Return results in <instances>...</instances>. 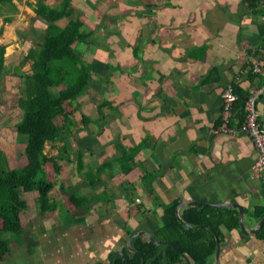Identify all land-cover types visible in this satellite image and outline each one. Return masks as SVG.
Masks as SVG:
<instances>
[{
	"label": "crops",
	"instance_id": "crops-1",
	"mask_svg": "<svg viewBox=\"0 0 264 264\" xmlns=\"http://www.w3.org/2000/svg\"><path fill=\"white\" fill-rule=\"evenodd\" d=\"M37 1L27 9L35 13ZM46 2L56 7L60 0ZM68 3L93 33L92 43L76 46L92 68V86L78 99L79 106L91 108L83 115L91 121L88 130L78 131L77 154L80 149L84 153L75 164L70 157L77 178L72 180L71 173L68 180L74 185L46 180L54 184L49 193L57 207L53 214H40L38 192L23 193L28 204L21 215L23 230L10 251L0 255V264H114L116 259L126 264L125 249L130 255L137 252L128 248L131 238L142 232L153 236L166 227L170 221L162 205L175 201L180 202L179 217L182 210L196 207L187 203L197 202L227 204L221 208L237 218V226L220 227L219 261L215 254L208 264H264V182L252 174L257 151L245 133L220 128L224 90L231 85L248 95L264 82L253 72L255 61L264 68L260 0ZM71 18L55 24L71 27L63 23ZM103 101L111 106L100 112ZM242 111L234 105L231 126L240 127ZM257 111L262 124L264 94ZM117 139L128 150L142 146L133 168L121 173L117 163L105 166L103 186L93 190L86 170L117 157ZM66 184L78 195L95 194L87 213L69 201L62 190ZM234 206L244 212L245 231ZM185 257L177 264H187Z\"/></svg>",
	"mask_w": 264,
	"mask_h": 264
},
{
	"label": "trees",
	"instance_id": "trees-1",
	"mask_svg": "<svg viewBox=\"0 0 264 264\" xmlns=\"http://www.w3.org/2000/svg\"><path fill=\"white\" fill-rule=\"evenodd\" d=\"M0 2H11V0H0ZM34 11L47 19L50 27L56 28V31L38 35L34 33L39 44L31 47L21 62L23 65L30 60L33 62L30 72H21L18 75L23 80L22 95L13 99L14 105L23 111L22 118L17 124V133L19 140H26V161L14 169H8L0 157V255L10 251L9 235H18L23 230L21 215L27 211L28 204L23 199L21 191L22 193L38 192L36 204L40 214L55 212L56 204L52 203L49 197L54 184L38 177L33 165L52 164L55 173L60 174L62 171L60 162H71L68 147L57 145L64 141L65 137L73 134L74 121L70 113L64 110L63 100L68 98L72 103H76L92 86L91 65L85 62L76 50L79 43H92V31L87 30L79 18L73 26L64 29L53 25L62 18L73 17L77 13L76 10L69 5L68 0H60L56 7H50L46 0H38ZM10 20V17L3 18L0 25V39L5 24ZM2 63L1 52L0 77L8 72ZM63 86L65 88H62ZM234 93L239 97L235 102L237 108H244L240 126L245 119V105L249 94L244 95L237 89H234ZM0 99H2L1 94ZM103 106H111V104L103 101L99 107L100 112ZM60 118L61 124L58 123ZM82 120L88 130L91 121L85 116H82ZM114 144L118 152L117 157L105 161L99 169L86 170L85 179L93 190L103 186L100 177L106 171L105 166L117 163L120 166L119 172L131 171L138 151L142 147L128 150L118 139L114 140ZM48 145L57 148L58 154L50 155L47 151ZM83 153L80 149L78 162ZM62 190L65 191L72 205L83 212L87 213L96 202L95 194L81 196L74 187H69L68 190L62 188ZM179 205V201L171 205H162L170 222L166 227L153 233L155 241L167 242L171 245L161 247L145 235L138 236L131 243V247L137 252L130 255L125 249L126 264H142V258L148 264H177L184 263V256L193 264H208L217 250L216 237L212 231L222 242L224 237L220 227L237 226V218L232 217L229 210L211 205L182 210L180 218L183 222H181L176 215ZM200 226L202 227L197 228ZM114 264H122V261L116 259Z\"/></svg>",
	"mask_w": 264,
	"mask_h": 264
},
{
	"label": "rangeland",
	"instance_id": "rangeland-1",
	"mask_svg": "<svg viewBox=\"0 0 264 264\" xmlns=\"http://www.w3.org/2000/svg\"><path fill=\"white\" fill-rule=\"evenodd\" d=\"M34 0H11V2H0V25L4 17H10V22L4 26L3 36L0 39V54H3V67L7 69V73L0 77V157L5 163L6 168L14 169L19 164H24L26 140H19L17 133V124L22 118L23 111L15 106L13 99L22 95L23 80L19 78L21 72H30L33 67V62L30 60L23 65L22 60L26 56V51L29 47H34L39 44L36 41L35 35L32 33V29H35L37 33H49L55 32L56 28L50 27L48 21H45L43 17L27 9L28 6L33 5ZM77 18L74 16L69 21L63 22L67 26H73ZM57 28H61L59 25L53 24ZM62 88H65L63 86ZM80 102L72 103L68 98L63 100L64 110L70 113L74 125L73 134L65 137L64 141L57 143L58 147L65 145L68 147L69 156L73 159L75 164L78 160V147L80 140V133L87 131L84 127L82 116L87 115V110L91 109L84 105L79 106ZM94 117V113L90 114ZM62 119L58 121L61 124ZM95 125V122H93ZM95 128V126H93ZM71 149V150H70ZM70 150V151H69ZM47 151L50 154H56L57 148H53L50 145L47 146ZM64 165V169L60 174H56L52 164L45 165H33L34 171L38 174V177L49 180L50 182H56L60 179L68 180L73 174L72 180L77 178L76 169L67 161H61ZM71 165V166H70ZM67 183L74 185L73 181H67ZM59 184V183H58ZM68 184L64 188L67 189ZM61 190L59 189V192ZM58 192V193H59ZM25 193V192H24ZM22 196L24 195L21 191ZM67 204V202H66ZM33 206L31 207V209ZM26 213V212H25ZM42 215V214H41ZM70 216L68 217V220ZM38 221V219H36ZM1 227V223H0ZM10 246L15 242V236L9 235ZM8 238V236H6Z\"/></svg>",
	"mask_w": 264,
	"mask_h": 264
},
{
	"label": "built area",
	"instance_id": "built-area-1",
	"mask_svg": "<svg viewBox=\"0 0 264 264\" xmlns=\"http://www.w3.org/2000/svg\"><path fill=\"white\" fill-rule=\"evenodd\" d=\"M260 8L264 11V0H260ZM253 72L260 74L264 79V68L255 61ZM264 94V82L259 88L250 91L249 97L245 105L244 122L237 128L231 126L230 122L233 118L234 105L237 101V96L234 89L229 85L222 94V124L221 131L235 135L239 131L245 133L252 140L257 151V160L253 165V178L264 182V127L260 123L259 113L257 111V100Z\"/></svg>",
	"mask_w": 264,
	"mask_h": 264
},
{
	"label": "water",
	"instance_id": "water-1",
	"mask_svg": "<svg viewBox=\"0 0 264 264\" xmlns=\"http://www.w3.org/2000/svg\"><path fill=\"white\" fill-rule=\"evenodd\" d=\"M262 126L264 127V122H262ZM186 205H187V206L214 205V206H219V207H228L227 204H212V203H197V202H189V203H187ZM183 207H185V205L180 206V208H183ZM234 207H236V208L240 211V224H241V228H242V230L245 231V228H244V225H243L244 212H243V210H242V208H241L240 206H234ZM176 215H177L178 219H179L181 222H183V220L179 217L178 211L176 212ZM186 226L189 227V225H187V224H186ZM142 234L147 235V236L149 237V239H150L152 242L156 243L157 245H162V244H165V245H171V244H169V243H167V242H157V241H155L154 237H153L150 233L142 232V233H139V234L134 235V236L131 238V240L128 242V248H129L132 252H136L134 249L131 248V242H132V240H133L134 238H136L137 236H140V235H142ZM214 234H215L216 242H217L216 260L219 261V256H220V252H221L220 241H219V238L217 237V235H216L215 232H214ZM121 255H122L123 260L125 261V257H124V255H123V254H121ZM185 260H186L187 264H190L189 260H188L186 257H185ZM145 263H146L145 259L142 258V264H145Z\"/></svg>",
	"mask_w": 264,
	"mask_h": 264
}]
</instances>
